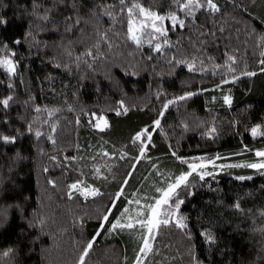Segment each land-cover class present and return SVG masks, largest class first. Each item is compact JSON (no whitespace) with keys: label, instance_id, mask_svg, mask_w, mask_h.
Instances as JSON below:
<instances>
[{"label":"trees","instance_id":"1","mask_svg":"<svg viewBox=\"0 0 264 264\" xmlns=\"http://www.w3.org/2000/svg\"><path fill=\"white\" fill-rule=\"evenodd\" d=\"M199 2L187 15L174 0H0V59L15 66L0 65V264H80L89 242L84 264H136L156 189L218 157L236 166L189 176L175 197L187 227L154 230L149 264H264V171L247 167L264 151V0ZM134 3L165 35L147 27L137 46Z\"/></svg>","mask_w":264,"mask_h":264},{"label":"snow or ice","instance_id":"2","mask_svg":"<svg viewBox=\"0 0 264 264\" xmlns=\"http://www.w3.org/2000/svg\"><path fill=\"white\" fill-rule=\"evenodd\" d=\"M175 3H177L180 6V9L183 10H187L186 14L187 15H192V9L193 7L195 8H200L203 7L202 4H200L199 0H187V3H181V0H174ZM120 5H124L126 6V0H119ZM207 5L211 10L214 11H218L219 9L216 7V5L213 3V0H207ZM112 7V6H109ZM133 9H138L139 13L141 15H144L148 18L151 19L152 21V28L154 29V31L156 33H159L160 35H165L166 33V29H164L162 26L161 27H157L156 26V21H163L165 19L164 16L158 15L155 12H151L146 10L144 7H142L139 3H134L132 5V7H128L127 8V12L129 14V21H128V34L130 36V38L137 44V46L140 45L141 41H140V37L138 35L135 34L134 29H133V21H132V14H133ZM109 15H111V13H107ZM171 22H172V26L173 28L176 27L177 24H179L180 27L184 26V21L181 19H178V17L176 16L175 13H170L169 17H168ZM0 23H5V21L0 20ZM143 27V25H142ZM15 43H20V41H15ZM165 43H167V41L165 40ZM6 47V46H4ZM155 51H161V45L160 44H156L155 45ZM14 55V53H13ZM87 55L91 56L92 52L89 51L87 53ZM231 59V57L229 58ZM261 63H264V61H261ZM0 65H5L8 68L9 72H14L15 71V66L13 64V62L8 59L7 57H5L4 59H0ZM189 70H193L192 66H189ZM244 75L247 76H254L256 75V73L254 72H246L244 73ZM188 96L193 95L192 93H188ZM186 97L181 96L178 99L183 100ZM12 97H8L7 99H4L2 101L3 105L5 107L8 106L9 100H11ZM225 101L230 103V98L229 97H225ZM174 103V101L169 100L167 102V104L164 105V108L166 109L168 107L169 104ZM123 108V104L121 105ZM37 111H39V109H37ZM124 112H127V108H123ZM118 115L120 114L119 112L117 113ZM101 120H103V117L100 118ZM157 126H159L160 121L156 120L154 122ZM97 127H100L99 124L96 125ZM104 127H107V121H104ZM29 130L31 131V127L29 126ZM55 129L53 128V131ZM148 130L145 129L144 132L146 133ZM212 131L214 132L215 129H212ZM252 134L255 136L258 134V127L257 128H253L252 130ZM144 133H138L137 136L135 137L136 140H140L141 136ZM36 135L39 137L40 135H42V133L37 132ZM149 140H151V135L149 134L147 137ZM4 140L5 143H14L15 142V137H8V136H4L2 138ZM49 140H52L53 143H55V141L53 140V138L51 136L48 137ZM106 155V154H105ZM173 155H175V153H173ZM256 156L257 157H264V151H257L256 152ZM219 158V157H218ZM198 159V158H193ZM184 163H188V161H182ZM204 165L203 164H197V163H188V168L189 171L182 173L181 175L175 177L174 182L172 183H168L167 187L164 189L161 188H157L156 191L158 193H161V195L159 196V198H155V202L151 203V204H147L144 205L143 207L147 209V217L145 219H141L138 220L137 223H139L144 229H146L148 236L144 238V242H143V246L140 249V253L141 254H147V252L151 251L152 246L151 243L149 242L150 238L154 239L153 236V232L154 230L158 229L161 225H169L170 223H174L175 227L180 228V229H184L187 227V225L184 222V217L182 216H177V213L180 209L181 204H183V200L180 199H175L176 196H178V189L183 187H187L188 186V178L189 176H191L193 174V172H197L198 169L203 168ZM247 167H251V168H256V169H260V168H264V162L261 163H253V164H249L247 165ZM200 175V179H204L205 175H211V173H198ZM251 177H249L250 179ZM240 179H244L243 177H241ZM71 189L74 190H78V184H72L69 186ZM81 195H98L99 193L96 190H87L85 189L84 191L80 192ZM69 198H71V193H69ZM137 204L140 203L139 200L136 201ZM235 207L237 209L240 208L239 203H237L235 205ZM128 210L125 209V212H127ZM121 215L123 216L124 213H121ZM138 215L143 216L144 213H138ZM176 216V219L173 221V217ZM163 217V218H162ZM105 221H107L108 217L107 215L104 216L103 218ZM127 227V228H132L133 224L132 223H128L126 225H122L120 224V221L117 220L115 224L112 225L113 228L116 227ZM93 246L92 242H89L87 245V248L84 250L83 255L80 257V264H84V258L88 255V250L91 249ZM5 256L8 255V252L4 253ZM137 261L138 264H140V256L137 257Z\"/></svg>","mask_w":264,"mask_h":264},{"label":"rangeland","instance_id":"3","mask_svg":"<svg viewBox=\"0 0 264 264\" xmlns=\"http://www.w3.org/2000/svg\"><path fill=\"white\" fill-rule=\"evenodd\" d=\"M132 21H133V29H134V32L136 35L139 36L140 33H142L143 30H145L147 27H151L152 28V21L150 18L144 16V15H141V18L140 19H134L132 18ZM160 21H156V26L157 27H161V25H159ZM138 24V26H137ZM143 25V27H142ZM136 26V28H135ZM153 29V28H152ZM3 67L7 68L5 65H2ZM8 70V68L6 69ZM97 124L100 125L99 128H104V120H99L97 121ZM139 143H141V139L140 140H137ZM144 147H145V143L142 142V148L141 150L143 151L144 150ZM249 160V159H248ZM261 162H264V157H257L256 156V153L254 155V161L251 163H261ZM190 163V162H188ZM191 163H197V164H203L204 167L203 168H200L197 170V172H193L194 174L198 175L200 177V175L198 173H218L220 169H224L223 166H225L226 164L229 165L230 167L232 166H236V163L235 164H232V163H223L221 159H210V160H197V161H191ZM242 164L241 163H237V166H241ZM256 169V168H254ZM260 171H264V168H260L258 169ZM208 175H205L204 177H207ZM74 190V189H73ZM78 191H84V189H78ZM163 218V217H162ZM151 243V246H152V249L151 251L147 252V254H142L143 256H141L140 258V264H149V258L151 257L150 255L153 253V250H154V247H153V242L150 241ZM148 261V263H147ZM138 264V262L136 263Z\"/></svg>","mask_w":264,"mask_h":264},{"label":"bare ground","instance_id":"4","mask_svg":"<svg viewBox=\"0 0 264 264\" xmlns=\"http://www.w3.org/2000/svg\"><path fill=\"white\" fill-rule=\"evenodd\" d=\"M165 23V21L163 20V21H160V23H159V25H161L162 26V24H164Z\"/></svg>","mask_w":264,"mask_h":264}]
</instances>
